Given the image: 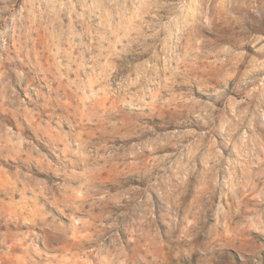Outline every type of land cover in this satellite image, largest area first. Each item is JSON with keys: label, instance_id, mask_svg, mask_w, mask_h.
Returning a JSON list of instances; mask_svg holds the SVG:
<instances>
[{"label": "rangeland", "instance_id": "rangeland-1", "mask_svg": "<svg viewBox=\"0 0 264 264\" xmlns=\"http://www.w3.org/2000/svg\"><path fill=\"white\" fill-rule=\"evenodd\" d=\"M221 2L6 0L0 264H172L205 230L214 264L264 257V26Z\"/></svg>", "mask_w": 264, "mask_h": 264}, {"label": "clouds", "instance_id": "clouds-1", "mask_svg": "<svg viewBox=\"0 0 264 264\" xmlns=\"http://www.w3.org/2000/svg\"><path fill=\"white\" fill-rule=\"evenodd\" d=\"M182 7L186 10L189 22L196 32L214 35L217 40H221L222 42H231L228 40V33L217 31V26L214 24V21L217 19L216 15H209L202 6L198 12L193 11L196 8L194 3L191 5L185 3ZM216 7L218 14H222L225 20L232 25L231 36L233 37L247 34L253 25L264 26V0H222ZM6 11H8L6 0H0V13ZM214 132L220 134L218 130H214L210 126L209 135H214ZM221 147H223V141H221ZM227 151L225 149V152ZM260 234L264 236V227L261 228ZM206 238L207 230H205L204 235L201 236L198 242L199 247L205 250L203 255L199 250L192 255H185L183 251L173 247L171 252H175L176 255L172 260V264H214V259L209 258V254L203 243ZM240 259L242 264H257V261L259 264H264V257L246 256L243 252H241Z\"/></svg>", "mask_w": 264, "mask_h": 264}, {"label": "bare ground", "instance_id": "bare-ground-1", "mask_svg": "<svg viewBox=\"0 0 264 264\" xmlns=\"http://www.w3.org/2000/svg\"><path fill=\"white\" fill-rule=\"evenodd\" d=\"M52 186V187H51ZM50 187L51 188H43V190L39 193L40 195H42V196H44V197H46V198H48L49 200H51L53 203H55V204H61V202L59 201V199H57L56 197H55V194H54V192L52 191V189L53 188H56L54 185H50ZM58 187V186H57ZM34 216H36L35 218H34V222L35 221H39L42 225H46V223H47V218H45L44 216H42V215H36V213L34 214ZM88 227V226H87ZM80 228H82V226L80 227ZM84 229V228H83ZM79 230V229H78Z\"/></svg>", "mask_w": 264, "mask_h": 264}]
</instances>
